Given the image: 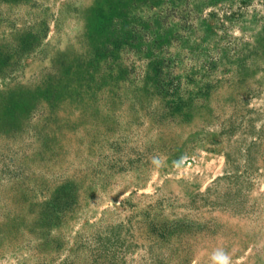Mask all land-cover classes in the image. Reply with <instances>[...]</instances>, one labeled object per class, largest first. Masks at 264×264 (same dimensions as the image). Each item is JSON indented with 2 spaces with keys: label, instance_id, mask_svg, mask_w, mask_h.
Returning a JSON list of instances; mask_svg holds the SVG:
<instances>
[{
  "label": "rangeland",
  "instance_id": "obj_1",
  "mask_svg": "<svg viewBox=\"0 0 264 264\" xmlns=\"http://www.w3.org/2000/svg\"><path fill=\"white\" fill-rule=\"evenodd\" d=\"M264 264V0H0V264Z\"/></svg>",
  "mask_w": 264,
  "mask_h": 264
},
{
  "label": "clouds",
  "instance_id": "obj_2",
  "mask_svg": "<svg viewBox=\"0 0 264 264\" xmlns=\"http://www.w3.org/2000/svg\"><path fill=\"white\" fill-rule=\"evenodd\" d=\"M214 264H230L229 257L223 251H218L213 255Z\"/></svg>",
  "mask_w": 264,
  "mask_h": 264
}]
</instances>
